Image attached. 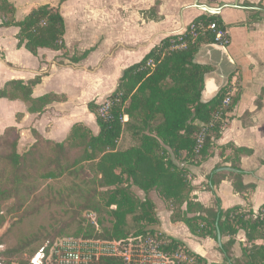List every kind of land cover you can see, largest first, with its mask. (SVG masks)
<instances>
[{
  "label": "crops",
  "instance_id": "crops-1",
  "mask_svg": "<svg viewBox=\"0 0 264 264\" xmlns=\"http://www.w3.org/2000/svg\"><path fill=\"white\" fill-rule=\"evenodd\" d=\"M9 2L15 8L16 22L22 21L32 9L49 5L59 9L66 28L63 49H39L33 56L23 47H17L18 28L0 26V89L9 81L27 84L40 76V83L32 88L33 99L50 94L62 97L35 114L29 113L27 105L20 100L0 99V107L11 106L7 113L0 112V136L13 128L18 135V154L34 143L32 130L54 143L63 142L75 124H83L96 134L98 128L94 115L87 109L88 103L99 104L100 96L108 98L123 71L140 62L163 40L185 33L197 20L216 19L229 37L225 46L227 54L214 49V44H203L194 61L208 68L202 101L207 102L212 94L216 96L225 91L231 98V109L224 115L217 137H211L207 159L200 165L189 167L193 188L191 199L205 209L216 211L240 207L255 215L264 212V0ZM68 19L76 24L77 29L83 28L80 26L82 21L93 20L89 39L78 42L71 36ZM92 44V50L85 58L69 59L68 53L88 50ZM114 44L123 49L119 53L124 58L113 56L114 84L105 88L109 80L97 75L99 64L93 66L89 62L93 56H98L96 51ZM89 67L95 71L86 73L85 69L89 72ZM17 115L21 116L19 120ZM24 148L27 149L24 151ZM151 200L161 236L181 242L185 250L209 264L224 262L221 247L230 237H221V247L217 240L196 237L183 223L171 222V213L160 199L151 197ZM232 240V261L244 264L250 247L245 232L238 230ZM258 244L264 247V242L258 241Z\"/></svg>",
  "mask_w": 264,
  "mask_h": 264
},
{
  "label": "trees",
  "instance_id": "trees-1",
  "mask_svg": "<svg viewBox=\"0 0 264 264\" xmlns=\"http://www.w3.org/2000/svg\"><path fill=\"white\" fill-rule=\"evenodd\" d=\"M14 16L15 8L9 0H0V26L18 28V48L23 47L33 56L39 49L59 51L64 48L65 21L58 8L40 6L32 9L20 22H16ZM214 21L216 19L211 18L205 23ZM176 40L177 37L163 40L140 62L123 71L117 87L107 98L109 108L106 113H100V106L94 101L87 104L88 111L95 117L96 134L81 124H75L63 142L54 143L32 130L36 138L32 149L38 142L45 141L59 152L64 151L67 143L80 146L78 159L71 167L57 161L56 167L42 173L41 178L56 180L70 168L91 164L97 174V186L102 190L99 197L109 227L104 228L99 219L97 223L101 232L93 228L92 235H85L87 239L122 243L138 237L157 236L163 242V252L184 251L193 259L191 264H209L185 250L181 242L159 234L155 205L149 197L154 192L170 211L171 222L183 223L192 235L216 240L218 229L221 237H230L222 244L224 262L220 264H240L233 262L231 257L232 237L238 230L245 232L250 245L244 264H262L264 247L258 241L264 242V218L240 207L227 211L205 209L191 199L193 188L189 167L200 165L207 159L211 137H217L224 115L231 106L222 107L227 96L225 91L210 101H202L208 68L194 59L201 45L213 44V36H198L192 42L185 33L186 48L170 50L172 41ZM40 79L38 76L27 84L9 81L0 89V99L20 100L31 114L43 112L62 97L50 94L33 99L32 88L40 83ZM125 116L127 121H124ZM20 118L17 115V120ZM204 128L205 136L199 145V135ZM8 131L15 132L13 128L5 133ZM126 135L134 144L121 149L120 142ZM12 148L11 160L19 166L22 157L16 152V144ZM133 189L142 192L144 197H138ZM45 254L46 258L48 255ZM45 258L41 264H46ZM97 264L125 263L120 258L109 257L100 259Z\"/></svg>",
  "mask_w": 264,
  "mask_h": 264
},
{
  "label": "rangeland",
  "instance_id": "rangeland-1",
  "mask_svg": "<svg viewBox=\"0 0 264 264\" xmlns=\"http://www.w3.org/2000/svg\"><path fill=\"white\" fill-rule=\"evenodd\" d=\"M85 21L88 22L84 24ZM67 23L70 35L78 39V42L89 39L93 20L82 21L80 26L83 28L78 29L70 19ZM79 34L82 36L79 37ZM92 47L93 44L87 47L88 50L68 53L69 59L74 61L86 57ZM122 51L120 45H106L101 51H96L97 57L90 59V65L99 64L97 75H103L109 80L105 88L114 84L113 56L123 59L124 55L119 53ZM89 68V72L85 69L86 73L95 71L94 68ZM78 80L82 82L80 76ZM98 98L100 111L106 106L107 97ZM9 110L11 106L0 107L1 113H7ZM32 137L35 143L36 138L33 135ZM17 141L16 132L8 131L0 136V264H29L35 253L43 251L49 255L57 245L69 240L97 241L87 239L85 235H92L93 228L101 232L97 223L99 219L104 228L109 225L103 202L99 197L102 190L97 186V174L91 164L70 168L56 180L41 178L42 173L56 167L57 161L68 168L71 167L78 159L80 146L67 143L64 151L59 152L46 140L38 142L34 149V143L28 149L24 148V151L27 150L22 154H18L16 147V152L22 159L20 165L15 166L11 155L14 151L12 145L17 144ZM133 144V139L126 135L120 142V148L125 149ZM133 191L138 197H144L137 189ZM149 197L154 200L157 198L153 192Z\"/></svg>",
  "mask_w": 264,
  "mask_h": 264
},
{
  "label": "built area",
  "instance_id": "built-area-1",
  "mask_svg": "<svg viewBox=\"0 0 264 264\" xmlns=\"http://www.w3.org/2000/svg\"><path fill=\"white\" fill-rule=\"evenodd\" d=\"M193 42L198 36L211 34L213 44L226 46L229 43V37L226 31L218 25L217 22L205 23L203 20H197L191 23L185 32ZM177 36V42L172 41L170 50L185 49L187 42L183 40L184 34ZM231 105L230 96H226L222 101V107L227 108ZM109 108V102L100 110V113H106ZM127 117H124V121ZM205 129L200 133L198 143L202 144ZM264 218V212L257 214ZM163 242L156 236L138 237L128 241L108 242V241H65L60 243L45 258L46 254L41 251L30 260V264H41L46 259V264H91L98 262L102 258L117 257L123 260L125 264H191L193 259L189 258L184 251L174 253H165L161 250Z\"/></svg>",
  "mask_w": 264,
  "mask_h": 264
},
{
  "label": "water",
  "instance_id": "water-1",
  "mask_svg": "<svg viewBox=\"0 0 264 264\" xmlns=\"http://www.w3.org/2000/svg\"><path fill=\"white\" fill-rule=\"evenodd\" d=\"M212 47L214 48V49H216V50H218V51H220L221 53H223V54H227V49H226V47H224V46H218V45H212ZM206 91V90H205ZM203 96H204V93L202 94V98H203ZM212 97H210L209 99H208V101H210V100H212L214 97H215V95H211ZM216 240H217V244H218V246L219 247H221V234H220V232H219V230L217 229V231H216Z\"/></svg>",
  "mask_w": 264,
  "mask_h": 264
},
{
  "label": "flooded vegetation",
  "instance_id": "flooded-vegetation-1",
  "mask_svg": "<svg viewBox=\"0 0 264 264\" xmlns=\"http://www.w3.org/2000/svg\"><path fill=\"white\" fill-rule=\"evenodd\" d=\"M203 21H205V20H203ZM216 21H217V20H216ZM216 21H215V22H216ZM260 214H261V213H260Z\"/></svg>",
  "mask_w": 264,
  "mask_h": 264
}]
</instances>
